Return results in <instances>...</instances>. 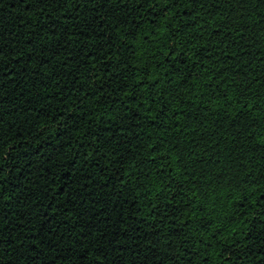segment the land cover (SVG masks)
<instances>
[{"label": "trees", "instance_id": "1", "mask_svg": "<svg viewBox=\"0 0 264 264\" xmlns=\"http://www.w3.org/2000/svg\"><path fill=\"white\" fill-rule=\"evenodd\" d=\"M0 264H264V0H0Z\"/></svg>", "mask_w": 264, "mask_h": 264}]
</instances>
